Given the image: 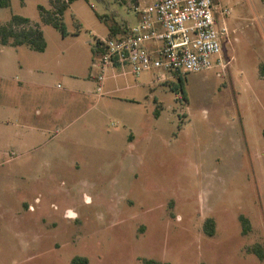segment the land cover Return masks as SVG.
I'll use <instances>...</instances> for the list:
<instances>
[{
    "label": "rangeland",
    "instance_id": "374dc122",
    "mask_svg": "<svg viewBox=\"0 0 264 264\" xmlns=\"http://www.w3.org/2000/svg\"><path fill=\"white\" fill-rule=\"evenodd\" d=\"M151 1L76 0L65 35L41 19L39 5L53 0L0 7V24L27 16L48 42L45 51L0 44V264H72L76 255L89 264H264L248 251L264 247V0H216L229 31L225 68L150 86L149 72L111 76L100 94L89 77L93 46L109 36L99 14L125 30ZM28 114L46 132L16 148L4 131Z\"/></svg>",
    "mask_w": 264,
    "mask_h": 264
},
{
    "label": "built area",
    "instance_id": "2783aa9c",
    "mask_svg": "<svg viewBox=\"0 0 264 264\" xmlns=\"http://www.w3.org/2000/svg\"><path fill=\"white\" fill-rule=\"evenodd\" d=\"M220 8L216 0H152L137 5L135 23L121 35L96 43L98 90H102L110 66L129 67L135 75L161 71L164 80L168 75L225 68L224 39L229 31Z\"/></svg>",
    "mask_w": 264,
    "mask_h": 264
},
{
    "label": "trees",
    "instance_id": "16d2710c",
    "mask_svg": "<svg viewBox=\"0 0 264 264\" xmlns=\"http://www.w3.org/2000/svg\"><path fill=\"white\" fill-rule=\"evenodd\" d=\"M76 0H53L52 8H47L40 4V15L44 23L52 24L55 28L66 34L64 14L71 4ZM11 6V0H0V7ZM99 17L107 21L109 25V36L121 35L124 30L117 22H109L106 17L99 14ZM76 26L79 30L81 28V21L76 19ZM0 44L4 45H28L30 48L37 51H45L48 45L44 30L39 22L31 20L29 17L21 14H13L8 23L0 24ZM93 52H98V45L93 46ZM261 75L264 77V63L260 66ZM181 80V77H179ZM173 85V84H171ZM174 87V85H173ZM173 89L176 90L174 87ZM182 96L184 95L183 87ZM158 111H156L157 113ZM242 223V231L247 234L251 231L252 225L250 219L244 214L240 215ZM204 231L209 236H214L216 233V220L214 217H208L204 222ZM248 251L256 254L260 259H264V247L260 243H256L248 247ZM143 264H172L169 261L158 260L155 258L143 257L141 258ZM72 264H89V258L84 255H76Z\"/></svg>",
    "mask_w": 264,
    "mask_h": 264
},
{
    "label": "crops",
    "instance_id": "0c3cea01",
    "mask_svg": "<svg viewBox=\"0 0 264 264\" xmlns=\"http://www.w3.org/2000/svg\"><path fill=\"white\" fill-rule=\"evenodd\" d=\"M23 45H25V44H23ZM6 46H11V47H16L17 48V47H21L22 45H19V46L6 45ZM47 47H48V45H47ZM91 67H92V71H93L94 68H97L98 72L97 71L96 72L95 71H93V72L91 71V73L89 74V77H93L94 79L96 78L98 80V74L100 72V66H99V62H98L97 53H95V52H94V62H93V65ZM29 70H30V74L31 75L35 74V71H36L35 68L31 67ZM145 72L151 73L149 79L143 81V84L149 85V86L155 84L156 82H165L167 80L170 83V81H172L173 78H174V77H171L170 75H168L169 76L168 79L164 80L162 78V72L161 71H157V72L145 71ZM145 72H143V73H141V74H139L137 76H141ZM128 73H131V72L129 70H125L121 66H110L107 69L106 79L104 81V84L106 83V81L109 78H111V76H114V77L117 78V77L122 76V75L125 76ZM176 78H178V77H176ZM30 83H34V84H37V85H43L42 82L36 81V80H30ZM104 84H103L102 90L100 91V94L104 93ZM122 89H124V88L117 87V88L109 90V91H115V90L118 91V90H122ZM12 110L14 111L15 109H12ZM19 110H22V108H18L17 109V111H19ZM42 115L43 114L40 113V116H42ZM29 116H30V114L26 115L25 116V121H22L21 124H14V125L11 124L10 126H8L6 128L7 131H4L5 134L8 133V132L11 133L13 139H16V143H17L16 144V148L23 147L24 144L26 143V141L28 139L30 140L31 137L35 136L38 132H39V134H44L46 132L45 121L41 122L40 126L37 127V124L32 122L30 120ZM1 123H2V126L5 124V122H1ZM5 134L2 136V139L4 138ZM128 141L131 142L132 145L136 144V135L134 134V132H131L129 134ZM4 150H5V147L0 145V155H3L6 152Z\"/></svg>",
    "mask_w": 264,
    "mask_h": 264
}]
</instances>
